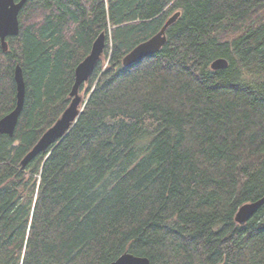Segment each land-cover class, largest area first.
<instances>
[{
	"label": "trees",
	"instance_id": "1",
	"mask_svg": "<svg viewBox=\"0 0 264 264\" xmlns=\"http://www.w3.org/2000/svg\"><path fill=\"white\" fill-rule=\"evenodd\" d=\"M181 11L156 54L124 56ZM0 42V264H264V0H28ZM106 33L69 133L22 159L68 107L77 65ZM218 57L229 60L214 70Z\"/></svg>",
	"mask_w": 264,
	"mask_h": 264
},
{
	"label": "water",
	"instance_id": "2",
	"mask_svg": "<svg viewBox=\"0 0 264 264\" xmlns=\"http://www.w3.org/2000/svg\"><path fill=\"white\" fill-rule=\"evenodd\" d=\"M28 0H0V41L4 51L9 49L8 37L17 36L20 33L19 14ZM181 15V11L172 14L161 29L137 44L123 58L125 67L131 66L142 59L158 53L167 43V30ZM106 47V33L99 34L93 43L91 52L82 60L75 69V81L70 92L71 101L61 114L59 119L44 132L35 146L22 159V167L25 168L35 157L46 152L50 147L60 142L74 127L78 121L87 99L83 98L80 89L91 78L98 61L103 57ZM229 66V60L225 57L216 58L211 67L214 70L225 69ZM15 80L17 85V101L12 111L0 119V133L13 136L17 128L26 100V80L20 63L15 66ZM264 204V196L254 201H249L240 206L236 213V221L245 225L249 219ZM108 264H152L147 256L125 252Z\"/></svg>",
	"mask_w": 264,
	"mask_h": 264
},
{
	"label": "rangeland",
	"instance_id": "3",
	"mask_svg": "<svg viewBox=\"0 0 264 264\" xmlns=\"http://www.w3.org/2000/svg\"><path fill=\"white\" fill-rule=\"evenodd\" d=\"M83 98L85 97L84 91L82 92Z\"/></svg>",
	"mask_w": 264,
	"mask_h": 264
},
{
	"label": "bare ground",
	"instance_id": "4",
	"mask_svg": "<svg viewBox=\"0 0 264 264\" xmlns=\"http://www.w3.org/2000/svg\"><path fill=\"white\" fill-rule=\"evenodd\" d=\"M1 42V41H0Z\"/></svg>",
	"mask_w": 264,
	"mask_h": 264
}]
</instances>
